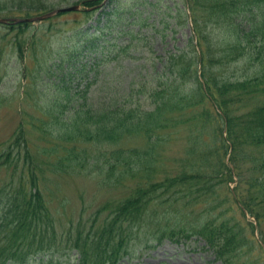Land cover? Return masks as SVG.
Segmentation results:
<instances>
[{"label":"trees","instance_id":"16d2710c","mask_svg":"<svg viewBox=\"0 0 264 264\" xmlns=\"http://www.w3.org/2000/svg\"><path fill=\"white\" fill-rule=\"evenodd\" d=\"M29 1L33 0H19L20 3ZM183 2L184 8L195 17L196 26V22L199 23L197 13L205 12L203 16L210 24L219 23L228 34V38H223L225 42L214 44L213 49L218 51L224 47L220 51H224L229 63L247 61L251 64L256 61L264 64V0ZM82 3L90 7L98 4L99 0H85ZM5 4L0 3V16L1 13H11L5 14V18L20 16L11 10L20 11V8L6 7ZM35 6L30 4V9L34 10L25 11L26 17L40 15L46 10L41 5ZM115 11H106L102 15L110 16ZM65 13L69 12L57 15ZM83 14L89 18L90 12L84 11ZM120 21H113L111 26H116ZM243 21L247 26L239 30ZM29 25L26 22L0 23L5 34L22 33ZM201 34L199 44L206 37V33ZM99 39L95 35L92 39L85 38L78 53L80 56L93 48L106 50L99 63L86 67L73 57L62 60L63 52L58 51L57 57L61 60L51 65L54 69L50 66L43 69L49 75V82L44 80L41 84L48 91L62 93L65 103L58 96L57 99H51L50 95L48 99L40 97L38 72L35 68H24L22 102L27 100L29 104L33 96H37L38 100L33 105L34 113L25 112L10 138L0 142V174H10L8 185L12 188L11 194L6 195L0 188V204L1 207L5 205L0 212V264H30L34 259L40 264H120L121 259L130 254L135 238L140 243L164 239L177 242L180 238L191 236L200 238L222 264H244L239 261L252 247L251 238L246 235L248 225L245 222L242 225L219 212L216 221L214 215L205 216L201 220L195 219L196 223L186 227L176 225L170 213L178 207L196 208L201 203L200 200L196 201L198 197L204 195L203 198H206L212 194V180L218 179L214 186L228 184L237 176L243 188L234 195V203L257 221L264 220V101L238 114L247 99L259 93L264 95V74L242 75V79L234 75H211L208 73L209 61L205 59L209 50L198 51L196 44L191 45L190 37L186 50L182 48L168 52L165 58H160L165 65L162 76L166 81H159L155 85H145L144 82L136 91L131 89L123 94L126 107L114 109L117 102H93L88 95L93 94L94 86L104 83L108 63L126 47L116 49L115 45H109L106 41L100 45ZM24 41L17 38L11 44L19 59L23 58ZM128 45L131 47L132 42ZM75 52L72 49L71 54L76 56ZM60 75L61 82H56ZM66 76L73 77L74 83L67 85L64 81ZM133 96H145L144 100L149 102L150 108H141ZM170 122L186 132L210 128L218 135L220 146L212 150L199 137L194 143L188 140L182 157L184 168H189V171L164 179L153 178L151 174L158 172L159 168L152 169L149 163H159L160 160L155 157L160 138H163L159 131ZM29 133L38 135L46 142L45 147L40 149L41 160H35L32 155L36 146L30 142ZM130 135L145 137L147 148L144 152L120 147L114 152L100 150L94 155L88 154L87 148L105 149V146L120 144L124 136ZM227 148L231 152L230 169L220 155V149L227 154ZM32 160L42 163L53 160L51 164L46 163L48 168L54 169L53 172L62 169L66 174L81 172L98 176L99 185L126 189V196L100 203L90 220H79L58 233L61 230L56 229L38 179L26 175L39 166ZM195 166H199L198 170ZM127 180H130L131 186L125 184ZM178 201L182 202L181 205H175ZM163 205L166 208L159 213L153 230L152 218ZM225 210L228 214L234 212L233 208ZM161 223L162 227L159 226ZM249 227L253 229V224L250 223ZM139 232L142 236H137ZM39 256L41 259H37Z\"/></svg>","mask_w":264,"mask_h":264},{"label":"rangeland","instance_id":"374dc122","mask_svg":"<svg viewBox=\"0 0 264 264\" xmlns=\"http://www.w3.org/2000/svg\"><path fill=\"white\" fill-rule=\"evenodd\" d=\"M83 1L85 0H33L28 3H20L17 0L14 3L12 0H0V3H6V7L14 6L20 8V11L11 8L12 12H14L13 14L19 13L20 18H26L25 11L34 10L29 7L32 3L36 5L35 8L41 5L46 9L42 14L72 5H78L81 8V12H69L60 16L56 14L42 21L30 23L22 33L5 34V29L0 27V142H6L10 138L18 121L25 112L34 113L33 105L38 100L37 96H33L32 100L28 99L30 100L29 104L27 100L22 102V86L25 83L22 75L25 71L24 68H35V71L38 72L39 81L37 87L40 88V97L48 99L50 95L51 99H57L56 96H58L61 98V102L65 103L62 93L58 91L53 93V90L48 91L46 86L41 84L44 80L49 82V75L43 69L49 66L52 70L54 69L51 65L58 62V59L61 60L57 57L58 51L63 52L62 60H69L70 57H73L74 59H79L80 64L86 67L95 62L99 63V59L107 52L106 50L93 48L78 56L79 51L82 49L83 40L85 38L92 39L93 35L100 37V45L106 41L109 45H115L116 49L120 46L126 47L122 48L123 51L108 63L107 72L103 77L104 83L94 86L95 91L92 95H88L92 97L93 102H117L114 109L126 107L123 104V94L131 89L136 91L139 86L142 87L144 85V82H146L145 85H155L159 81H166L165 77L162 76V73L166 70L165 65L160 58H165L168 52H175L182 48L186 50L188 45H190V43L187 44V40L190 37L192 38L191 45L196 44L198 51H204L206 48L209 50L207 51V57H205L206 62L209 61L207 64H210L208 65L209 74L212 75L214 73L222 77L234 75V77L241 79L242 75L264 74V64H259L256 61L251 64L247 61L237 64L229 63L227 58L224 57V51H220L224 47L218 51L214 50V44L225 42L226 39L224 40L223 38H228V34L219 23L217 25L214 23L210 24L207 21V17L204 18L203 16L206 15L205 12L197 13L196 18H198L199 23H196L200 25L196 26L195 17L191 16L189 10L184 8L183 0H99L98 4L90 7L84 6ZM86 8H90L89 18L83 14ZM114 9H116L114 14L110 16L102 15L104 12L113 11ZM5 14L11 13H1L0 18H5ZM34 16L38 15H28V17ZM8 17L14 18L16 16L10 15ZM115 20L121 21L113 27L111 24ZM140 24H147V26L142 27L141 25L140 27ZM246 26L247 23L243 21L238 29L244 30ZM202 32L206 33V37L199 44L198 41ZM17 38L25 40L22 59L18 58L17 52L11 45ZM210 39L212 43H210ZM129 42H132L131 47L128 45ZM141 44L144 46H141ZM136 45L138 46L136 47ZM215 48H218V46H215ZM72 49L76 50V56L71 54ZM217 62H220V64H216ZM61 75L59 79L55 80L56 82H61ZM72 79L73 77H64L67 85L74 83ZM199 81L202 82V79ZM239 98L245 100L243 96ZM144 99H146L145 96H140L139 98L133 96V100H136L139 106H142L141 108H150L149 102ZM262 101H264V95L260 93L253 98L247 99L246 103H244L245 106L238 114L242 110L261 104ZM159 132L163 134V138H160V147L155 152V157L160 161L159 163L152 161L149 163L150 168H159L158 172L151 174L153 178L164 179L170 175L189 171V168H184V159L182 157L184 146L188 140L194 143L196 138L199 137L203 144L211 147L212 150L220 146L217 142L218 135L210 128L205 130H197L196 128V130L193 129V132H186L182 127L170 122L166 128ZM214 136H216V139ZM28 138L37 148H34L33 157L35 160H41L39 157L40 149L45 147V140H41L38 135L35 136L33 133H29ZM47 138L51 140L50 137ZM119 142L120 144L105 146V149H98L97 147L87 148L88 154L94 155L95 152L100 150L114 152L120 147L125 149L136 148L143 152L147 148L146 139L141 135L124 136ZM228 149L227 154H223V150L220 149V155L223 156L226 166L230 169L232 168L229 163L231 152ZM212 160L213 164H215V158L212 157ZM34 162L39 166L31 174L26 173V175L28 177L33 175L38 179L44 201H46L48 210L51 211V216L56 222V229L57 231L61 230L58 233L64 232L71 224L79 220H90L100 203L126 196V189H116V187L115 189H110L107 186L99 185L98 176H90L81 172L78 174H66L62 169L53 172L54 169L48 168L46 164L47 162L51 164L53 160H45L46 163H42V161ZM195 167L198 170L199 166ZM9 180L10 174L7 172L0 174V188L4 190L5 195L6 193L11 194L10 191H12L11 186L8 185ZM217 180L211 181V195L206 198L201 195L198 200L196 199L197 202L201 201L196 208L178 207L174 212H171L170 216L173 222L176 225L187 227L192 223H196L195 219L201 220L200 218L212 215H214L216 221V218H219V212L223 213V216L227 218L238 220L242 225L245 222L248 225L246 235L251 238L252 247L246 248L248 252L245 253V256L239 262H245L244 264H264V220L261 222L257 221L248 211L243 210L242 207L234 203V195L243 188V184L239 182L241 181L239 177L234 176L233 180L228 184L214 186L213 183ZM126 183L131 186L130 180H127ZM5 195L4 198H6ZM181 203V201H178L175 205H181ZM165 206L158 208L159 211L155 215L156 219L155 216L152 218L153 230L155 229L156 221L159 220V213L165 210ZM4 207L5 205L1 207L0 204V212ZM226 208H233L234 212L228 214L225 210ZM146 220L150 221V219ZM250 223L253 224V229L249 227ZM159 226L162 227L163 224L161 223ZM140 233L137 236H142ZM61 247H65V245ZM37 259H41V257L39 256ZM34 260L30 264H40ZM161 263L222 264L221 261L215 259L213 252L208 250L204 246L203 241L197 236H191L187 239L180 238L177 242L164 239L140 243L139 239L135 238L132 242L130 254L121 259L120 262V264Z\"/></svg>","mask_w":264,"mask_h":264},{"label":"water","instance_id":"95a60500","mask_svg":"<svg viewBox=\"0 0 264 264\" xmlns=\"http://www.w3.org/2000/svg\"><path fill=\"white\" fill-rule=\"evenodd\" d=\"M79 6L78 5H73V6H69V7H65V8H59V9H56V10H53L51 12H48L46 14H43V15H39V16H34V17H30V18H21V19H3V18H0V23H7L9 21H12V22H38V21H41L43 19H47L57 13H61V12H67V11H77L79 10Z\"/></svg>","mask_w":264,"mask_h":264}]
</instances>
